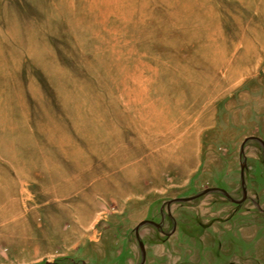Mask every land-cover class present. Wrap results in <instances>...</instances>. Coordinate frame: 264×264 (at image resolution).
I'll list each match as a JSON object with an SVG mask.
<instances>
[{
    "label": "rangeland",
    "instance_id": "1",
    "mask_svg": "<svg viewBox=\"0 0 264 264\" xmlns=\"http://www.w3.org/2000/svg\"><path fill=\"white\" fill-rule=\"evenodd\" d=\"M0 264H264V0H0Z\"/></svg>",
    "mask_w": 264,
    "mask_h": 264
},
{
    "label": "water",
    "instance_id": "2",
    "mask_svg": "<svg viewBox=\"0 0 264 264\" xmlns=\"http://www.w3.org/2000/svg\"><path fill=\"white\" fill-rule=\"evenodd\" d=\"M243 167L244 166H241V178H242V181H244V179H243ZM186 199H189V198H185L184 200H186ZM143 223H151V224L155 225L156 227L159 226L157 223H155L153 221H149V220H144V221L140 222L135 228L136 238H138V227H139V225H141ZM138 244H139V247L141 248V250L143 251V259H144V245H143V243L140 240L138 241Z\"/></svg>",
    "mask_w": 264,
    "mask_h": 264
}]
</instances>
